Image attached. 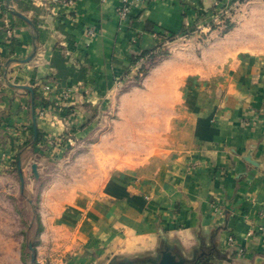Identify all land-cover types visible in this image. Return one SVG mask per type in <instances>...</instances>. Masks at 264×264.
Here are the masks:
<instances>
[{"label": "crops", "instance_id": "0c3cea01", "mask_svg": "<svg viewBox=\"0 0 264 264\" xmlns=\"http://www.w3.org/2000/svg\"><path fill=\"white\" fill-rule=\"evenodd\" d=\"M236 1L141 0L120 19V0H10L31 25L0 0L1 148L32 124L84 137L91 111L114 106L80 157L78 192L50 206L44 238L60 256L140 261L167 245L207 264H264V52L211 42L209 26ZM158 45L169 54L132 85L131 56Z\"/></svg>", "mask_w": 264, "mask_h": 264}, {"label": "rangeland", "instance_id": "374dc122", "mask_svg": "<svg viewBox=\"0 0 264 264\" xmlns=\"http://www.w3.org/2000/svg\"><path fill=\"white\" fill-rule=\"evenodd\" d=\"M217 12L218 19L209 22V26L218 31L211 42L224 39L225 45L230 47L235 44L250 52H264V0H238L233 4L221 5ZM234 28L249 34L245 37L229 35ZM197 38L200 41L205 39L202 35ZM167 50L165 45L160 46L154 51L152 59L144 57L142 62L138 61L127 70L125 77L131 80L132 85L140 86L150 67L169 54ZM196 54L200 59L201 52L197 51ZM141 64L144 67L138 71ZM113 107L110 105L107 108V105L100 103L91 111V120L84 121L85 125L81 128L86 127L92 131L84 137L76 132L58 135H45L41 132L40 140L28 146L31 131L27 133L21 130L11 136L7 135V139H10L8 146L0 147V264H83L81 259L88 258L84 251L77 255L71 254L72 249L66 251L69 257L60 256L61 252L53 249L57 247L48 230L45 238L44 234L48 228L47 217H52L48 213L50 206L69 200L70 193L78 192L82 180L80 157L82 154L89 155L92 144L106 130L104 124L108 116L113 117ZM99 122L102 125L95 128ZM18 153L21 155L19 166L23 192L17 172L18 164L15 163ZM32 164H35L36 175L32 171ZM29 243L32 250L28 247ZM86 264L92 263L89 261Z\"/></svg>", "mask_w": 264, "mask_h": 264}, {"label": "water", "instance_id": "95a60500", "mask_svg": "<svg viewBox=\"0 0 264 264\" xmlns=\"http://www.w3.org/2000/svg\"><path fill=\"white\" fill-rule=\"evenodd\" d=\"M6 4L12 14L25 20L27 23L32 25V22L30 21L29 18H27L25 15H23L22 13L18 12L16 9L13 8L10 0H6ZM34 52L35 50H33L30 56L23 59L22 61L26 62L30 60L32 56L34 55ZM25 88L31 91L30 87L26 86ZM18 171H19L20 185H21V190H22L23 178L21 175L20 166H18ZM32 171L36 175L35 164H32ZM28 247L31 250L33 249L30 243L28 244ZM31 259H33V255L31 256ZM107 264H207V260H203L198 257L190 259V260L186 259L180 256L178 253H175L170 246L164 245L163 248H161V250L157 254V256L154 258H148L147 260H140V261L130 260V259H122V260H116V261L111 260Z\"/></svg>", "mask_w": 264, "mask_h": 264}, {"label": "trees", "instance_id": "16d2710c", "mask_svg": "<svg viewBox=\"0 0 264 264\" xmlns=\"http://www.w3.org/2000/svg\"><path fill=\"white\" fill-rule=\"evenodd\" d=\"M151 26H152L151 23L147 22V24L145 25V30L149 31V32H152V29H151L152 27ZM157 34H158L159 37L161 36V37H164V38H167V39H170V40L173 39V35L172 34H167L166 35V32H163V31H159ZM158 47H159V45H158ZM154 51H155V47L151 48V49H148V50H143V51H141L138 54H133L131 56V61L133 63L132 65H134L138 61H140V58H144L145 57V59L147 58L148 60L152 59V56H154V53H155ZM143 67H144L143 64H141L138 71L142 70ZM35 98H36V96H34V99ZM42 102L45 103V104L47 103L45 101H42ZM36 105H37L36 103H33L34 111L36 109ZM29 128L31 130V140L28 141L27 144L29 143L28 146H32L34 143H36L37 141L40 140L41 132L33 124ZM20 157H21V155L18 153L16 155V162H15L16 165L18 164L17 165L18 174H19L18 166H19V162H20Z\"/></svg>", "mask_w": 264, "mask_h": 264}, {"label": "built area", "instance_id": "2783aa9c", "mask_svg": "<svg viewBox=\"0 0 264 264\" xmlns=\"http://www.w3.org/2000/svg\"><path fill=\"white\" fill-rule=\"evenodd\" d=\"M61 2L64 5H68L72 2V0H61ZM141 0H120L117 8H116V14L120 19H125L129 16V13L131 11V8L134 4L140 3ZM89 33H92L91 31H89ZM159 48L155 49L156 51ZM144 58H140V61L142 62ZM45 110L42 108H39L37 111V115L38 116H42L44 115ZM229 241L232 240L231 237L228 238Z\"/></svg>", "mask_w": 264, "mask_h": 264}, {"label": "flooded vegetation", "instance_id": "af4514ba", "mask_svg": "<svg viewBox=\"0 0 264 264\" xmlns=\"http://www.w3.org/2000/svg\"><path fill=\"white\" fill-rule=\"evenodd\" d=\"M199 258H201V257H199Z\"/></svg>", "mask_w": 264, "mask_h": 264}]
</instances>
